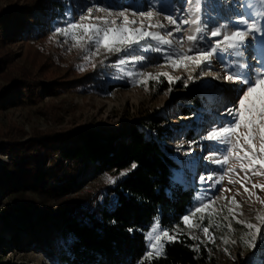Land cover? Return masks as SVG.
I'll return each mask as SVG.
<instances>
[{"label": "rangeland", "instance_id": "rangeland-1", "mask_svg": "<svg viewBox=\"0 0 264 264\" xmlns=\"http://www.w3.org/2000/svg\"><path fill=\"white\" fill-rule=\"evenodd\" d=\"M64 8L63 15L65 24L59 28H65L68 23L79 21L81 15H87V9L93 8V17H104L109 20H116L117 25L121 24L123 17L118 16L125 12L129 20L137 22L130 27H138L142 22L144 25L157 22L166 25L164 29H149L160 31L165 34L172 31L173 25L168 24L166 16L172 15L180 24L181 31L173 32L171 45H160L156 41H141L139 46L131 50L108 53L103 48L90 59H84L89 55L87 49L95 52V48L86 45L82 48L74 46L70 37H65L56 32L58 27L50 29L47 38L34 44V47L16 45L13 47V54L17 62L29 66L25 56L34 52L35 48L45 54L47 63L52 64L48 69H55L57 75L61 76L60 81L78 82L86 76H96L104 81L115 80L122 84L121 87L110 93L99 92L90 86L74 85L62 89L55 96H46L42 90L38 91L36 100L32 103L26 101L20 107L5 108L0 112V169L8 163L10 156L2 149L1 145H13L4 137L5 133H16L18 130L25 132L21 142L28 141L37 134L48 138L50 135H68L80 129L91 128L100 132L124 131L128 127L136 126L141 131L149 133L148 127L143 122H149L150 117H157L162 120V134L159 137L156 132L152 136L157 140L165 154L177 165L172 170L171 187L198 190L195 195L194 207L200 203H206L212 198L215 199L213 208L208 213L197 214L191 223L199 227H187L181 223L174 225L168 230L170 235H187L195 242L197 248H205L214 264H256L263 263L264 257V227L261 234L254 241V247H249L244 241L251 238L249 231L237 224L229 216L228 207L235 212L242 213L238 219L257 223V214L264 215V205L256 201L255 196L249 197L240 183H229V179L239 180L245 175L239 168V162L230 158L224 165H218L212 161L223 159L226 153L225 144L205 139L207 131L212 127L227 126L232 117L226 116L225 109L231 107L241 95L246 85L233 83L224 79L225 71H246L255 72L264 68V30L250 32L245 36L243 42L238 43V48L229 47V42L224 41V35H230L237 30H244V25H238L236 21L241 15L247 16L249 21L254 17L257 27L264 28V6L260 0H60ZM44 2L45 10L53 12L50 0H0V9L33 5ZM96 7L107 9L106 12L96 11ZM199 8V12L196 9ZM153 12V17L140 16L141 12ZM111 13V15H109ZM135 13V15H133ZM187 20L189 23L181 24L180 21ZM193 21H196L193 23ZM93 22H97L93 20ZM202 29L197 33L196 29ZM220 29L221 36L211 37V31ZM189 35L202 37L197 47L201 50H210L216 41H221L217 52L212 56L210 65H202L201 69L195 71L189 68H173L165 59V55L175 56L178 52L187 55H195L193 42L186 39ZM183 38V39H181ZM67 41V42H65ZM151 46H159L164 51L157 53L151 50ZM193 48V51H188ZM239 51L240 56L234 53ZM131 56H144V61L136 63L128 59ZM121 59H126L123 65L118 64ZM239 64L248 65L247 69H239ZM32 69L35 73V69ZM51 73L43 80L54 78ZM152 73L153 75L167 72L173 77H180L169 82L167 77L161 76L159 80L148 79L147 76H137L136 73ZM132 73L133 75H129ZM194 79H188L189 76ZM56 76V75H55ZM146 80V83H140ZM167 84L168 88L162 86ZM3 84L0 81V85ZM199 105L196 106L194 101ZM188 110L190 115L183 112ZM243 131V129L241 130ZM191 134V140L187 136ZM231 139H235L232 137ZM255 143L258 145L259 140ZM246 163V162H245ZM235 167L239 176L227 173L226 169ZM259 166H257L258 168ZM120 173L108 172L97 174L92 168L80 170L79 181L84 182V187L73 195L93 194L105 186H113L121 179L127 171ZM124 173V175H121ZM250 176L246 186L258 196L264 199V191L252 189V184H264V177ZM206 178L201 181L200 177ZM223 177L220 180V177ZM111 177L115 182L109 180ZM212 177V179H207ZM219 180V183L215 181ZM230 189V191H226ZM232 197L236 198L239 205L230 204ZM12 202L4 198L0 189V264H53L48 261L41 252H36L24 246L18 249L13 243V237L19 236L20 241L28 238V232L19 225L12 222ZM186 214V215H187ZM227 216L228 219H224ZM35 220V217L32 218ZM211 220V224H210ZM232 227L229 229L228 224ZM156 224V223H155ZM216 225H219L217 227ZM209 227V235L215 237V241L208 239L202 228ZM153 227L147 232H152ZM175 230V231H173ZM146 234V239H147ZM157 233H154L155 236ZM196 237V239H193ZM223 237V239H221ZM227 240V243L224 241ZM232 241H235L233 243ZM152 242H155L153 239ZM167 239H161L164 245ZM147 239V252L149 248ZM225 249L228 251L226 252ZM145 254V255H146ZM160 256V255H159ZM153 257H158L153 253ZM148 259V258H146ZM151 259V258H150Z\"/></svg>", "mask_w": 264, "mask_h": 264}, {"label": "trees", "instance_id": "trees-1", "mask_svg": "<svg viewBox=\"0 0 264 264\" xmlns=\"http://www.w3.org/2000/svg\"><path fill=\"white\" fill-rule=\"evenodd\" d=\"M50 1L51 13L44 2L0 9V112L26 101L33 103L39 90L55 96L74 85L103 93L122 86L96 76L60 81L55 69H48L52 64L47 63L46 55L36 48L25 56L29 66L17 62L13 47H34L48 37L50 29L65 24L61 1ZM51 71L56 76L43 80ZM166 85L162 88H168ZM194 103L199 105L197 100ZM183 113L190 115L188 110ZM149 119L143 122L148 134L136 126L107 133L86 128L48 138L37 134L35 139L21 142L23 130L5 133L13 145H1L10 160L0 169V189L12 202V222L28 232L24 241L15 235L12 243L18 249L28 246L41 252L53 264H214L207 250L197 248L187 235L167 242L162 255L146 259L147 232L157 222L165 230L180 224L194 206L198 191L171 187L177 165L152 136L154 132L161 136L162 120ZM191 139L189 134L187 140ZM130 167L113 186L73 195L84 187L77 174L81 169L118 174Z\"/></svg>", "mask_w": 264, "mask_h": 264}, {"label": "snow or ice", "instance_id": "snow-or-ice-1", "mask_svg": "<svg viewBox=\"0 0 264 264\" xmlns=\"http://www.w3.org/2000/svg\"><path fill=\"white\" fill-rule=\"evenodd\" d=\"M260 4L264 6V0H260ZM199 8L196 9L199 12ZM96 11L106 12L107 9L96 7ZM93 8L89 7L87 9V15H81L79 21H74L68 23L65 28H58L56 32L64 35L65 37H70L75 45H79L84 48L86 45H91L95 48V52H91V49H87L89 55H85L84 59H90L91 55H96L99 53L100 49L103 48L106 52H121L124 50H131L134 46H139L141 41H156L160 45H171L172 40L168 37L173 35V32H180L181 27L178 24L177 19L172 15H168L165 19L168 21V24L173 25L172 31H168L165 34H162L160 31L149 30V29H164L166 25L163 23L157 22L155 24L149 23L144 25L142 22L138 27H130V25H136L137 22L134 20H129L128 15L125 12H120L117 15L123 17L121 24L117 25L116 20H109L104 17H93ZM264 15V12L260 13ZM111 15V13H109ZM135 15V13H133ZM140 16L147 17L149 20L153 17V12H141ZM93 20L97 22H93ZM196 21H193L195 23ZM181 24H187L189 21L183 20L180 21ZM238 25H244V30H237L232 32L230 35H224V41L229 42V47L236 49L238 48V43L233 41L243 42L246 35L250 32L262 31L264 28L257 27V22L253 17L251 22L247 16L241 15L236 21ZM202 29L197 28L196 32H201ZM222 32L220 29L211 31V37L221 36ZM183 39V38H181ZM186 39L190 42H193L195 49V55H187L186 53L178 52L175 56L165 55V59L171 64L173 68H189L192 67V70L195 71L197 68L201 69V75H203L202 65L207 66L211 63L212 56L217 52V49L221 41H216L213 47L210 50H201L197 47L198 42L202 37L197 35H189ZM67 42V41H65ZM151 50L157 53H161L164 50L159 46H151ZM188 51H193V48H190ZM236 56H240L241 53L236 51L234 53ZM128 59L131 62L136 63L139 61H144L146 58L144 56H131ZM127 61L126 59H121L118 61V64L123 65ZM239 69H247L248 65L239 64ZM129 75H133L129 73ZM139 76H147L148 79L159 80L161 76L167 77L169 82H172L174 79H180V77H173L167 72H162L153 75L152 73H136ZM188 79H194L191 75ZM224 79L233 83H241L246 85L242 90L241 95L237 98L236 102L231 106L225 109V115L232 117V120L227 123V126L212 127L211 130L207 131L205 139L208 141L216 142L218 144H225L229 147L226 148V153L223 156V159H215L212 162L218 165H226L230 158H234L239 162V168L245 173L244 177L239 180L229 179V183H240L241 187L244 189V192L248 194L251 198L255 196L256 201L261 205H264V199L258 196L255 192L251 191L247 186L246 182L250 181V176L248 173H251L252 176H261L264 177V68H261L259 71L255 72H246V71H225ZM140 83H146V80H140ZM243 129V131H241ZM235 137V139H231ZM259 140V144L255 143L256 140ZM246 162V163H245ZM257 166H259L257 168ZM136 165H133L135 168ZM227 173H232L239 176V173L236 172L235 167L227 168ZM124 175V173H121ZM207 179H212V177H207ZM223 177H220L222 180ZM111 182H115L111 177H109ZM201 181H205L206 178L201 176ZM217 180L215 183H219ZM252 189H260L264 191V184H252ZM226 191H230L227 189ZM215 197L208 200L206 203H200L198 206L187 215L182 217V222L185 226L199 227V225H193L191 221L193 218L197 217V214L208 213L211 215L210 210L213 208L215 203ZM230 204L236 205L239 207L236 198L232 197L229 201ZM229 216L236 221L237 224L246 228L251 234L249 240L244 241L249 247H254V241L261 234V228L264 227V215L257 214L255 219L257 223H252L249 221H243L238 219L242 213H237L232 207L227 208ZM224 219H228L227 216ZM211 224V220H210ZM219 227V225H216ZM229 229H231V223L228 224ZM175 231V230H173ZM203 233L208 236V239L215 241V237L209 235V227L205 226L202 228ZM159 233L153 236L154 233ZM165 238L168 241H174L177 239L176 235H170L168 230L161 229L159 222L153 225L152 232L147 234V239L149 240V248L152 251H149L146 254V258L150 259L155 255L159 256L163 254V245L160 243L161 239ZM153 239L155 242H152ZM196 239V237H193ZM223 239V237H221ZM227 243V240L224 241ZM235 243V241H232ZM227 252L228 250L225 249Z\"/></svg>", "mask_w": 264, "mask_h": 264}]
</instances>
